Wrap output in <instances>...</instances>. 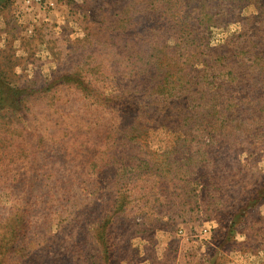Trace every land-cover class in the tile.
I'll return each mask as SVG.
<instances>
[{"label": "rangeland", "instance_id": "obj_1", "mask_svg": "<svg viewBox=\"0 0 264 264\" xmlns=\"http://www.w3.org/2000/svg\"><path fill=\"white\" fill-rule=\"evenodd\" d=\"M0 264H264V0H0Z\"/></svg>", "mask_w": 264, "mask_h": 264}, {"label": "trees", "instance_id": "obj_2", "mask_svg": "<svg viewBox=\"0 0 264 264\" xmlns=\"http://www.w3.org/2000/svg\"><path fill=\"white\" fill-rule=\"evenodd\" d=\"M159 9V7L153 9L152 13L150 14L151 19L155 18L156 16L161 17V14L158 13ZM191 17L192 15L188 13L182 18V28H186L183 31V35L187 39L193 37L189 32H191V29L195 27V25H192L195 24V21H193ZM206 17H208L210 20L211 15L209 11L204 12V16L198 19V24L201 25L204 30L208 29L209 26L207 20H205ZM137 32L138 31L135 29L133 30V33ZM141 61L142 62L139 65L142 66V78H140L139 82L145 92L152 91V93H160L167 95V97L176 99L186 98L190 102L193 110L196 103L201 99L200 96H197V93L199 92L198 86H200L201 83L202 85H209L212 83L210 80L208 81L207 78L209 77V69H212V66L210 65L211 62L207 58L203 59V64L205 67L202 68L204 74L201 76V80H195V76L191 77V75H186L185 78L178 76L177 79L175 77L174 66L170 63L172 60L170 59L169 62L164 60L161 57V54L155 50H153L152 53H149L146 59L143 58ZM151 71L154 72L153 74L149 75ZM176 81H178V83ZM7 97H10L9 92L1 94V100H5ZM120 104L122 105L123 102L121 101ZM104 250L108 251L106 247H104Z\"/></svg>", "mask_w": 264, "mask_h": 264}]
</instances>
